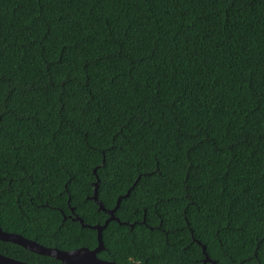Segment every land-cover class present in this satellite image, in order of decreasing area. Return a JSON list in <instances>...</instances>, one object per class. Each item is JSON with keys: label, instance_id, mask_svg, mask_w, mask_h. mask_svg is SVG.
Masks as SVG:
<instances>
[{"label": "trees", "instance_id": "16d2710c", "mask_svg": "<svg viewBox=\"0 0 264 264\" xmlns=\"http://www.w3.org/2000/svg\"><path fill=\"white\" fill-rule=\"evenodd\" d=\"M95 176L98 258L264 264V0H0V228L95 248Z\"/></svg>", "mask_w": 264, "mask_h": 264}, {"label": "water", "instance_id": "95a60500", "mask_svg": "<svg viewBox=\"0 0 264 264\" xmlns=\"http://www.w3.org/2000/svg\"><path fill=\"white\" fill-rule=\"evenodd\" d=\"M93 172H95V170ZM95 177H96V181L94 182V190H93V194L91 198L98 204V208L100 210L108 214V218L104 221L102 225L95 224V225L90 226V225L84 224L83 220L79 216L73 217V219L78 221L82 227H88V228L96 230L97 245L95 248L89 249L87 247H81V248H77V249H73L69 251H63L57 248L45 247L33 240L23 237L20 234L5 232L1 228H0V241L9 242V243L18 245L29 252L54 258L64 264H117L112 261H107V260L98 258L97 253L104 249V245L102 241L103 229L107 226L109 221L116 220L119 222V219L115 216V211L117 210L119 206L120 200L126 197L129 191H127L125 195L119 196L117 198L116 204L112 209H106L104 208L102 203L98 200L97 188H98L99 179L97 176ZM70 209H71V212L73 213V208H70ZM197 243L200 244L199 242ZM202 251L204 254L203 262H210L211 264H215V262L211 260L206 254L204 246H202ZM0 264H29V263L19 261V260H16V259L0 254Z\"/></svg>", "mask_w": 264, "mask_h": 264}]
</instances>
